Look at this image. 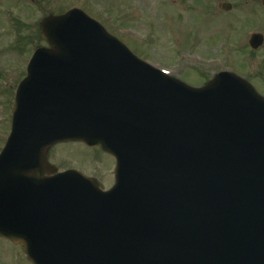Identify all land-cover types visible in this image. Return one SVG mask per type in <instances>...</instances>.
Returning <instances> with one entry per match:
<instances>
[{
  "label": "water",
  "instance_id": "95a60500",
  "mask_svg": "<svg viewBox=\"0 0 264 264\" xmlns=\"http://www.w3.org/2000/svg\"><path fill=\"white\" fill-rule=\"evenodd\" d=\"M41 31L51 50L29 64L0 156V235L34 264H264V99L226 75L171 80L80 10ZM64 140L117 157L113 191L44 177Z\"/></svg>",
  "mask_w": 264,
  "mask_h": 264
},
{
  "label": "rangeland",
  "instance_id": "374dc122",
  "mask_svg": "<svg viewBox=\"0 0 264 264\" xmlns=\"http://www.w3.org/2000/svg\"><path fill=\"white\" fill-rule=\"evenodd\" d=\"M246 1L231 0L236 11L220 18L213 0H0V151L10 132L13 93L25 76L28 57L46 44L39 32L44 16L80 7L138 57L177 79L202 87L228 69L250 77L264 96V49L254 52L247 43L252 33L264 34V15ZM249 13L258 16L257 25L241 27ZM238 42H246V47H238ZM97 150L63 144L52 150L51 161L60 170L77 169L96 177L106 189L114 182L112 161ZM0 264L31 263L20 247L0 237Z\"/></svg>",
  "mask_w": 264,
  "mask_h": 264
}]
</instances>
